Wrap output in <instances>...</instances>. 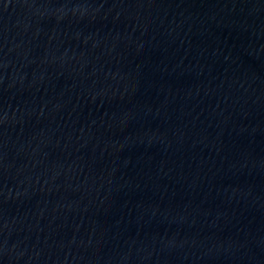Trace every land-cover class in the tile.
<instances>
[{
	"label": "water",
	"instance_id": "95a60500",
	"mask_svg": "<svg viewBox=\"0 0 264 264\" xmlns=\"http://www.w3.org/2000/svg\"><path fill=\"white\" fill-rule=\"evenodd\" d=\"M0 264H264V0H0Z\"/></svg>",
	"mask_w": 264,
	"mask_h": 264
}]
</instances>
